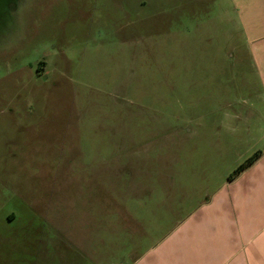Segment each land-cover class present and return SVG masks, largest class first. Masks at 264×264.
<instances>
[{
    "label": "rangeland",
    "instance_id": "1",
    "mask_svg": "<svg viewBox=\"0 0 264 264\" xmlns=\"http://www.w3.org/2000/svg\"><path fill=\"white\" fill-rule=\"evenodd\" d=\"M263 36L264 0L3 1L0 264H131L164 235L166 158L229 104L263 115L231 173L263 152Z\"/></svg>",
    "mask_w": 264,
    "mask_h": 264
},
{
    "label": "crops",
    "instance_id": "2",
    "mask_svg": "<svg viewBox=\"0 0 264 264\" xmlns=\"http://www.w3.org/2000/svg\"><path fill=\"white\" fill-rule=\"evenodd\" d=\"M252 53L264 101V36L253 41ZM233 106L209 115L207 127L187 133L193 142L200 133L208 135L207 161L187 158L202 156L199 152L206 150L196 142L178 143L176 158H166L161 193L164 235L131 264H264V151L251 168L233 182L227 181L232 165L240 163L260 142L257 130L245 125L246 120L263 115ZM219 119L222 121L216 122ZM204 182L207 187L201 184ZM143 191L149 196L146 186ZM198 195L201 200L185 213L186 199ZM170 218L174 220L171 223Z\"/></svg>",
    "mask_w": 264,
    "mask_h": 264
},
{
    "label": "trees",
    "instance_id": "3",
    "mask_svg": "<svg viewBox=\"0 0 264 264\" xmlns=\"http://www.w3.org/2000/svg\"><path fill=\"white\" fill-rule=\"evenodd\" d=\"M3 1L6 0H0V3L2 4ZM262 156L263 152L261 151L254 153L247 160L242 162L231 174H229L227 181L233 182L239 175L251 168Z\"/></svg>",
    "mask_w": 264,
    "mask_h": 264
}]
</instances>
